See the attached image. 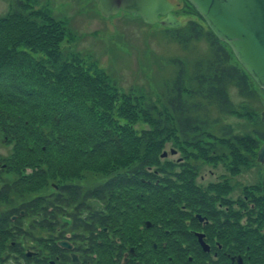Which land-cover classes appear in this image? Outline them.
I'll return each instance as SVG.
<instances>
[{"label": "trees", "instance_id": "obj_1", "mask_svg": "<svg viewBox=\"0 0 264 264\" xmlns=\"http://www.w3.org/2000/svg\"><path fill=\"white\" fill-rule=\"evenodd\" d=\"M186 3L205 24L214 52L193 79H184V69L178 66L175 78L166 81L160 91L158 88L162 106L153 100H140L134 89L123 92L112 79L85 73L75 53H68L72 64L62 60V55L58 59L57 38H65V26L42 9L28 8L20 1L13 5L0 23V135L14 147L9 161L0 164V235H7L9 224L17 226L11 235H24L18 227L23 211L26 217L45 219L40 222L45 230L54 218H62L63 225H69L73 217L72 228L67 230L86 231L82 215L91 221L100 220L103 226L117 227L123 221L130 228L148 219L158 235L167 232L165 235L189 240L187 230L199 227L195 217L199 214L207 221L202 227L206 235H218L224 247L244 251L250 246L253 255L260 254L257 241L264 239V179L242 187L234 207L227 203L231 189H226L223 182L205 186L194 180L199 166L210 163L215 166L221 162L232 173L249 168V161L264 143V125L251 107L239 114L228 91L233 87L239 97L251 102H262L264 92L230 47ZM201 27L189 21L193 37L200 34ZM77 73L84 79L76 78ZM213 107L222 115H243L248 119L249 132L235 134L230 126L217 125L220 129L211 135V124L219 121L208 116ZM114 110L123 116L120 118ZM132 112L147 122L149 131L129 129L126 124L129 141H133L127 152L140 156L151 148L163 149L166 143L181 154L179 161H161L159 155L149 153V159L132 158V165L124 159L122 163L127 152L117 145L123 139L108 135L109 129L114 134L117 131L108 118L113 115L119 126ZM110 143L114 145L109 150ZM227 158L233 159L234 166ZM153 161L158 162L153 165ZM77 166L85 168L80 169L85 171L80 182L52 180L56 191L45 194L48 171L69 172ZM18 169L24 171L14 175ZM25 169H31L36 177L27 183L32 192L39 191L38 195L19 184L20 177L28 176ZM106 169L118 170L110 175L103 172ZM119 186L126 187L123 193L118 191ZM95 199L106 208L109 201H117L119 208L110 220L97 217V206L91 205ZM13 215L18 218L12 222ZM89 244L93 246L94 242Z\"/></svg>", "mask_w": 264, "mask_h": 264}, {"label": "rangeland", "instance_id": "obj_2", "mask_svg": "<svg viewBox=\"0 0 264 264\" xmlns=\"http://www.w3.org/2000/svg\"><path fill=\"white\" fill-rule=\"evenodd\" d=\"M19 1L28 8L33 6L34 9L46 11L58 24L61 23L65 26V38H57L58 48L63 53H58V59H61L62 55V60H68L72 64L74 60L68 59V53H75L77 59L82 63L85 73L93 76L91 72H94L102 75L105 79H112L123 92L128 93L130 89H134L137 91L140 100H153L159 106L163 105L159 95L160 87L166 81L175 78L178 66L184 69V79H193L194 76L204 70V67L208 65L213 56L214 47L211 45V37L208 35L205 24L203 25L201 19L187 6V0H166L172 5V14L179 22L177 27L167 28L158 23L147 24L141 18L124 11H119L105 18L97 10L94 0H0V23L13 5L15 7ZM189 21L200 23L202 26L197 37H193L192 31L189 29ZM69 34L71 39L67 40ZM71 70L76 71L73 67H71ZM75 77L84 79V76L79 73ZM228 93L234 108L239 114H241L243 109L247 110L249 107L254 109L259 117L264 111V98L261 99L262 102H259V100L255 102L246 101L237 95L233 87L229 89ZM244 103L246 104L244 105ZM113 108L111 107L110 109ZM113 113L118 114L120 118L123 116V113L116 110ZM208 116L211 119L219 118L218 124H211L210 126L209 133L211 135H215L220 129L217 125H228L235 134L249 132L247 131L248 119H245L243 115H222L213 107ZM108 120L109 125L117 130L114 134L109 129L108 135H115L114 139L116 140L122 138L121 145L117 146L126 152L129 144L133 142L132 140L129 141L130 136L127 134L126 124L129 129L137 131L146 129V131H149L147 122H142L140 117L134 112L124 117V121L128 123L122 122L119 126L113 115ZM113 145L110 143L108 149H113ZM169 146V144L164 143L162 145L163 149L151 148L140 156L138 153L127 152L121 161L126 159L128 160L127 164L132 165L131 162L134 161L129 162L132 158L135 161L138 158L149 159L152 153H156L161 161L166 159V162L174 164L178 161L177 159L181 158V154L170 155ZM13 148L0 135V164L9 161L14 153ZM163 151H167L165 158L160 156ZM257 151L252 161L249 159L248 169L241 168L239 173H232L221 162L216 163L215 166L210 163L199 166L194 181L205 186L209 185V183L223 182L224 186L228 187L226 189H231L228 196L236 199L240 193L242 195V192H240L242 187L254 185L264 179V162L259 163L257 161ZM227 160H230L231 165L234 166L232 158H227ZM157 162L153 161L152 164L154 165ZM80 169L85 168L77 166L76 169L71 168L69 172L64 171V169L62 172L48 171L49 175L45 177L48 183L44 185L45 194L53 190L51 187L53 184L52 180L56 183L71 180L73 182L76 181V183L80 182L81 180L79 179L85 174V171H80ZM21 170L18 169L14 175H17ZM117 170L106 169L103 172L113 174ZM25 175L28 176L25 178L20 177L19 180H22L19 184L25 186L30 194L38 195L39 191L32 192V188L27 183L29 179L32 181L31 177L36 178L32 176L31 169H25ZM80 175L81 177H79ZM96 176L93 175L92 177ZM122 188L126 187L119 186L118 191H122ZM95 201L93 200L91 204L94 205L95 203V206H99L97 200ZM127 204L132 205L131 202ZM116 205L118 206L119 204ZM115 230H120L121 235H129V232H131L128 225L123 223V221L118 223ZM42 234L46 235L47 232L42 231ZM36 235H41V231H37Z\"/></svg>", "mask_w": 264, "mask_h": 264}, {"label": "flooded vegetation", "instance_id": "obj_3", "mask_svg": "<svg viewBox=\"0 0 264 264\" xmlns=\"http://www.w3.org/2000/svg\"><path fill=\"white\" fill-rule=\"evenodd\" d=\"M109 202L108 208L102 202L99 204L97 217L112 218L119 205L116 200ZM227 203L234 207L235 198L230 196ZM17 218L14 216L11 220ZM80 219L86 225V231L74 228L72 232L63 233L59 218H54L47 234L43 235L40 222L45 219L20 215L18 227L24 235H11L17 226H6L7 235H0V264H264L263 238L257 241L259 255H253L250 246L244 251L233 250L221 245L218 235H206L202 227L207 221L197 216L199 227L187 230L189 240L180 235H165L167 232L158 235L154 223L148 219L134 223L133 228L128 227L129 235H121L112 224L100 225V220L94 218L91 221L82 215ZM72 223L73 217L68 227L72 228ZM37 231H41V235H36ZM197 232L204 234L200 240L195 235ZM90 241L94 242L93 246Z\"/></svg>", "mask_w": 264, "mask_h": 264}, {"label": "water", "instance_id": "obj_4", "mask_svg": "<svg viewBox=\"0 0 264 264\" xmlns=\"http://www.w3.org/2000/svg\"><path fill=\"white\" fill-rule=\"evenodd\" d=\"M202 16L211 31L227 44L238 62L264 91V0H187ZM103 17L124 11L147 24L177 27L172 5L166 0H94ZM264 125V111L261 113ZM172 154L174 150L170 151ZM161 157L166 156L163 152ZM264 162V144L257 151ZM198 239L202 234H196ZM67 246L65 243H61ZM69 247V246H68ZM205 248L207 246L205 245Z\"/></svg>", "mask_w": 264, "mask_h": 264}]
</instances>
